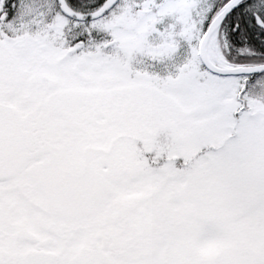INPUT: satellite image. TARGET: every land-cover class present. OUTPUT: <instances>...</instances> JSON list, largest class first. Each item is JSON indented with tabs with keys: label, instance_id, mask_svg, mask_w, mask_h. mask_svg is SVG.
I'll use <instances>...</instances> for the list:
<instances>
[{
	"label": "snow or ice",
	"instance_id": "obj_1",
	"mask_svg": "<svg viewBox=\"0 0 264 264\" xmlns=\"http://www.w3.org/2000/svg\"><path fill=\"white\" fill-rule=\"evenodd\" d=\"M0 264H264V0H0Z\"/></svg>",
	"mask_w": 264,
	"mask_h": 264
}]
</instances>
